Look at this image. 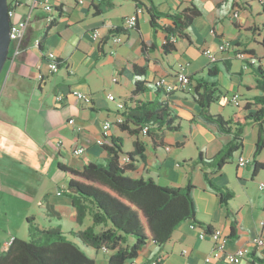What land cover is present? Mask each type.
<instances>
[{
	"label": "crops",
	"instance_id": "obj_1",
	"mask_svg": "<svg viewBox=\"0 0 264 264\" xmlns=\"http://www.w3.org/2000/svg\"><path fill=\"white\" fill-rule=\"evenodd\" d=\"M45 1L58 5V13L52 14L53 25L47 30V14L38 6L32 12L21 53L13 57L11 45L9 60L4 66L6 78L0 96V211H11L19 228L13 230L10 221L4 225L9 239L0 244V251L9 246L11 239L27 240L26 221L32 217L39 229H59L94 264H107L108 253L85 247L68 235L90 227L92 219L88 215L82 223L77 222V212L66 195L67 181L59 165L80 171L87 163L103 164L109 157L108 150L113 147L112 140L117 139L122 145L119 162L133 166L128 177L182 188L190 175L198 221L221 229L229 237L232 218L227 217L228 212L237 216L238 224L234 236L228 240L227 251L245 249L247 254L235 264H251L253 257L264 259V248L252 245L253 239L264 234V187L259 188L264 182L257 183L263 178L264 170L254 173L252 166L239 169L236 163L239 156L252 161L258 138L257 125L250 124L244 129L243 149L219 172L200 164L194 166L191 161L199 155L207 160L215 157L231 141V135L201 119V109L192 98V90H176L166 96L153 86L158 78L175 83L177 65L187 64L192 87L196 80H204L215 84L221 93L219 100L209 107L211 114L222 116L212 111L214 106L232 109L229 117L222 116L226 120L233 114L241 118L254 111L255 107L244 111V106L261 94L260 90L248 87L255 85V70H264V32L260 29L264 24V3L260 5L257 0H152L163 14L173 15L192 7L200 12L185 30L186 38L177 40L175 49L165 55L162 45L166 34L160 28L151 27L150 17L143 7L137 15V29L127 32L122 43L105 42L110 30L120 28L125 18L135 14L136 2L148 5L147 0H102L98 4L84 0L82 5L75 0ZM15 12L20 19L28 15L29 10L23 3ZM235 12L238 17L231 19ZM159 23L163 27L171 25L165 18ZM94 30L100 35L95 40L91 38ZM225 40L231 47L219 51L218 46ZM205 50L213 53L214 62L203 54ZM111 51L114 53L110 54ZM240 51L246 54L245 58L237 57ZM48 52L63 62L52 75L47 73L45 55ZM38 74L44 76V82L37 81ZM113 77L117 78L116 83L112 82ZM137 84L142 92L132 98L165 101L178 118V131H164L151 138L143 133L130 134L128 130L136 128L131 123L128 130L121 129L116 123L121 113L114 102L107 100V95L127 101ZM73 90L90 95L92 104L86 105L70 96ZM233 93L240 96L239 107L227 102ZM57 94L64 95L61 104L55 102ZM69 120H73V124H69ZM105 121L111 126L108 136L103 138ZM248 130L251 140L246 139ZM189 137L195 141V157H187L182 152ZM59 140L62 141L60 148L55 146ZM136 140L143 145L144 159L134 156V161H128L125 153L134 151ZM77 148L83 149L81 155L73 153ZM263 156L264 150L256 160L264 163ZM204 173L215 185L234 193L228 206L219 203ZM255 184L258 193H254ZM189 226V221L183 222L164 245L149 243L135 260L126 264H143L157 258L161 259L160 264H230L224 258L211 257L212 242L200 240L198 230ZM183 250L187 253L183 254Z\"/></svg>",
	"mask_w": 264,
	"mask_h": 264
},
{
	"label": "trees",
	"instance_id": "obj_2",
	"mask_svg": "<svg viewBox=\"0 0 264 264\" xmlns=\"http://www.w3.org/2000/svg\"><path fill=\"white\" fill-rule=\"evenodd\" d=\"M147 1L148 5L137 1L136 6L146 10L153 29L160 28L166 34L162 50L168 55L175 49L174 43L177 40L186 38L185 30L192 25L200 12L192 7L173 15L163 14L157 10L152 0ZM257 2L263 5L260 0ZM8 5L10 7L9 0ZM53 13H58V8H55ZM161 18L170 20L171 25L161 26L159 23ZM53 23L54 17L47 30ZM136 29L137 26L133 30ZM260 29L262 31V27ZM120 32H122L120 28H115L110 30L109 34ZM57 63L59 67L63 64L60 59ZM255 73L257 76L255 85L248 88L258 89L261 94L246 103L244 111L252 107H255V110L241 118L233 114L227 120L209 112L210 105L221 96L215 84L196 80L191 94L201 109V119L216 126L221 132L231 135L232 138L215 157L207 160L199 155L197 159L191 161L192 165L200 164L205 169L211 168L219 172L231 161L236 152L243 149L244 129L250 124H256L258 138L251 165L254 173L264 170V163L256 160L264 150V70L257 68ZM141 92L137 84L131 98L124 100L122 110L124 120L120 124L121 129L128 130V123H131L136 128L128 130L130 134L138 136L145 129L144 135L151 138L164 131H178L180 129L176 123L178 118L173 115L167 103L135 101L132 97ZM163 94L169 95L164 91ZM112 145L113 147L108 150L109 157L103 164L87 163L80 171L59 165L67 181L66 195L71 199L77 212V222L82 223L88 215L92 219L90 227L83 231H71L69 236L96 251L106 248L107 264H126L135 260L145 245L149 243L159 247L164 245L183 222L189 221L190 224H195L208 233L213 230L210 225L196 219L192 196L194 186L190 175L187 184L182 188L159 186L151 179H132L127 173L133 166L128 162L122 164L119 162V155L122 153L120 141L113 139ZM143 152L142 143L136 140L134 151L125 153V156L128 161H134V156L143 160ZM203 177L218 196L219 203L228 206V202L234 198V193L226 187L215 185L207 173H204ZM227 217L232 218L230 239L234 236L238 220L231 212H228ZM26 222L28 240L14 238L6 249L0 251V264H94V261L74 242L68 241L59 229H39L32 217L27 218ZM256 262L264 264V259L253 257L251 264Z\"/></svg>",
	"mask_w": 264,
	"mask_h": 264
},
{
	"label": "built area",
	"instance_id": "obj_3",
	"mask_svg": "<svg viewBox=\"0 0 264 264\" xmlns=\"http://www.w3.org/2000/svg\"><path fill=\"white\" fill-rule=\"evenodd\" d=\"M15 0L10 1V7L8 5V16L10 19V40L11 44H13V57L18 56L21 53V46H22V41L27 33V29L29 26V22L31 20L32 12L37 9V7H41L42 10L47 14L46 15V22L49 25L53 21L52 13L55 8H58V5H52L48 2H43V0ZM77 4L82 5L84 4V0H75ZM97 4L100 3L102 0H93ZM261 3H264V0H260ZM23 3L26 4L28 7L29 13L25 17H22L20 19L17 18L16 16V8H18L20 5ZM142 8L138 7L135 14L125 18L120 26V29L122 32L120 33H111L107 36V39H105V42H110L114 45H118L122 43V38L123 36L129 32L130 30H133L136 26L137 23V15L142 12ZM238 15L237 13H233L231 15L232 18H237ZM262 31L264 32V24L262 26ZM213 33V31H211ZM100 37L99 32L94 30L91 32V38L93 40L98 39ZM10 44V46H11ZM231 47V43L229 41H222L220 45L218 46L219 51H225L228 50ZM114 51H111L110 54H113ZM204 55L207 56V58L211 61L214 62L216 60L215 56L213 55L210 50H205L203 52ZM246 54L242 51L237 53V57L239 58H245ZM46 58V63H47V73L49 75H52L57 72L59 69V65L57 63L58 57L52 53L48 52L45 55ZM187 64H178L175 72V83H169L165 78H158L153 82V86L157 89H161L167 94H170L171 92H174L176 90H181V91H188L190 92L192 90V85H191V79L189 74L186 72ZM37 81L44 82V76L42 74L37 75ZM112 82L116 83L117 78L113 77ZM69 95L75 98L76 100L86 104V105H91L92 104V98L90 95L83 94L81 92H78L76 90H73L69 92ZM55 102L57 104H61L64 101V95L62 94H57L55 96ZM107 100L110 102H114L116 104V109L121 113V115L117 118L116 123L118 125L122 124L124 117L122 115V110L124 109V102L122 100H118L115 98L114 95L108 94L107 95ZM227 102L234 107H239L240 105V96L238 93H233L228 96ZM69 124H73V120L68 121ZM111 123L109 121H105L102 126V137L106 138L109 134V129H110ZM146 133V130H143V134ZM99 144H102L100 141ZM62 145V141H57L55 143V146L60 148ZM169 150V148H166ZM75 155H81L83 153L82 148H77L76 150L73 151ZM251 159L246 158L244 156H239L237 158V167L239 169H243L251 165ZM264 187V184L261 183L259 185V188L262 189ZM263 225V223H261ZM191 229H196L198 230V237L200 240H210L213 244V249L211 252V257L216 258V257H221L224 258L228 263L230 264H235L236 261L243 256L247 254V251L245 249H238L235 252H228L227 251V245H228V240L229 237L228 235L223 232L221 229H213L210 233L206 232L204 229L200 228L199 226L195 224H190L189 226ZM13 239L9 241L8 244L12 242ZM252 245L254 247L258 248H263L264 247V234H262L260 237H257L252 240ZM103 252L108 253V250L106 248L101 249ZM187 250H183V254H186ZM160 258H157L151 262V264H160Z\"/></svg>",
	"mask_w": 264,
	"mask_h": 264
},
{
	"label": "rangeland",
	"instance_id": "obj_4",
	"mask_svg": "<svg viewBox=\"0 0 264 264\" xmlns=\"http://www.w3.org/2000/svg\"><path fill=\"white\" fill-rule=\"evenodd\" d=\"M12 1V0H9ZM13 45V44H11ZM11 50H12V46H11ZM5 75H6V67L3 68L2 73L0 75V96L2 94V89L4 86V81H5ZM242 92H244L242 90ZM231 108L230 107H226V106H214L212 111L216 112V113H220L223 117L227 118L231 115ZM188 134V133H187ZM251 131L248 130L246 133V139L247 140H251ZM194 142L192 138L189 137V141L186 142L185 147L183 149V153H185L187 155V157L192 156L195 157L197 152H196V146L194 145ZM264 157V156H263ZM237 161V159H236ZM252 165H249L250 169ZM264 174V173H263ZM263 178H260L259 180H257L259 183V181H263L264 182V175H262ZM254 193H258L260 191H257V185L255 184L254 188H253ZM10 221L11 223V227H13V230L19 228L17 223H16V218L14 216V214L9 211V212H5L4 210L0 211V244H2L4 241H6L7 239H9V233L6 229V227L4 228V225H6V223ZM28 240V237H27ZM26 240V241H27Z\"/></svg>",
	"mask_w": 264,
	"mask_h": 264
},
{
	"label": "water",
	"instance_id": "obj_5",
	"mask_svg": "<svg viewBox=\"0 0 264 264\" xmlns=\"http://www.w3.org/2000/svg\"><path fill=\"white\" fill-rule=\"evenodd\" d=\"M10 19L8 16V0H0V75L9 60Z\"/></svg>",
	"mask_w": 264,
	"mask_h": 264
}]
</instances>
